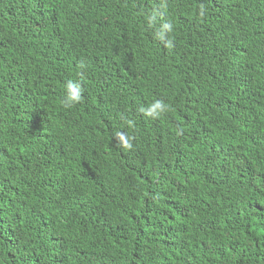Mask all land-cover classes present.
<instances>
[{"label":"trees","instance_id":"obj_1","mask_svg":"<svg viewBox=\"0 0 264 264\" xmlns=\"http://www.w3.org/2000/svg\"><path fill=\"white\" fill-rule=\"evenodd\" d=\"M0 264H264V0H0Z\"/></svg>","mask_w":264,"mask_h":264},{"label":"clouds","instance_id":"obj_2","mask_svg":"<svg viewBox=\"0 0 264 264\" xmlns=\"http://www.w3.org/2000/svg\"><path fill=\"white\" fill-rule=\"evenodd\" d=\"M201 14H203V8L201 9ZM151 20H155V17H151ZM173 25L171 23H165L161 29V39H164L168 32H171ZM171 46V41L167 42ZM82 74V73H81ZM83 100V88L79 81L69 80L64 86V96L62 99V104L64 107L70 108L76 104L81 103ZM170 106L167 105L162 100H155L152 104L148 105L146 108L141 107L140 111L149 117H159L169 110ZM123 143L126 147L131 148V143L125 138Z\"/></svg>","mask_w":264,"mask_h":264}]
</instances>
